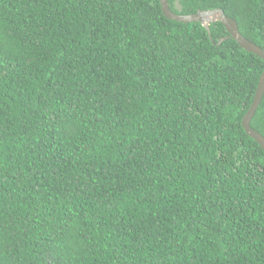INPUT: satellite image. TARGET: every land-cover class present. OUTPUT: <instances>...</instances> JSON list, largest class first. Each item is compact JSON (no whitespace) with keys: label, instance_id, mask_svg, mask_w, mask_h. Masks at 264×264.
I'll return each instance as SVG.
<instances>
[{"label":"trees","instance_id":"obj_1","mask_svg":"<svg viewBox=\"0 0 264 264\" xmlns=\"http://www.w3.org/2000/svg\"><path fill=\"white\" fill-rule=\"evenodd\" d=\"M169 4L264 49V0ZM225 36L160 0H0V264H264V60Z\"/></svg>","mask_w":264,"mask_h":264},{"label":"water","instance_id":"obj_2","mask_svg":"<svg viewBox=\"0 0 264 264\" xmlns=\"http://www.w3.org/2000/svg\"><path fill=\"white\" fill-rule=\"evenodd\" d=\"M160 4L162 7V11L164 15L168 19L176 20L183 23L189 22H201L208 32H210V24L216 20L221 21L227 31L229 32V36H225L220 38L219 45L226 39L232 38L235 39L239 45L244 48L246 51L254 53L261 57L264 60V49L257 45L255 42L249 40L245 37L241 31L239 30V26L237 21L226 15L222 8H213L208 10L199 9L195 13L190 14H181L173 11L170 7L169 0H160ZM264 96V71L260 77L256 93L254 95V101L251 104V107L246 112L243 117L242 124L245 128L246 132L254 138L264 149V135L261 134L258 130L252 127L251 121L259 107L260 103L262 102Z\"/></svg>","mask_w":264,"mask_h":264}]
</instances>
